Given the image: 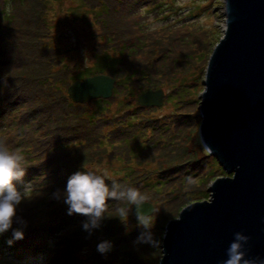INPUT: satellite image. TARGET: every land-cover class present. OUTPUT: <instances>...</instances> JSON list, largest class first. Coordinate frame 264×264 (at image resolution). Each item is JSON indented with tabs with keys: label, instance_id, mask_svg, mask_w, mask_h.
Segmentation results:
<instances>
[{
	"label": "rangeland",
	"instance_id": "rangeland-1",
	"mask_svg": "<svg viewBox=\"0 0 264 264\" xmlns=\"http://www.w3.org/2000/svg\"><path fill=\"white\" fill-rule=\"evenodd\" d=\"M6 1L5 5L2 6L3 0H0V13L3 8L5 12H10V18L8 17L7 23L3 25L1 23L4 18L0 15V82L1 85L4 83L3 87H6L2 89L4 93L0 90V105L7 103L6 108L0 106V109L5 110L0 112V143L6 144L11 150L17 152L21 147L26 148L23 145L30 144V149L33 150L25 153L36 154L38 157L34 158H38L39 160L32 168L34 174L42 172L38 170L40 169V166H38L41 161L40 159L42 157L44 159L49 157L48 151L51 145L50 132L52 126H50L49 115L44 114V111L48 108L42 110L40 107L45 105L47 100L49 101L52 93H56L53 87L57 83L55 80L60 77V74L65 75V71L63 70V73H60L59 68L67 67V65H70V67L78 65L77 68H80L83 65L93 64L97 51L110 50L111 47L115 49L120 47L129 48V50L136 49L135 53L124 52L122 62H124L125 70L130 74V70L133 67H139V64H142V67H145V64L148 65V74H146L148 75V82L139 81L138 88H144L143 85L147 86L149 84V86H152L151 90L162 89L165 93L164 104L161 106L163 108L158 107L160 108L159 112H155L154 115H150V112L143 113V117L148 118L154 116L150 119L151 121L142 119L141 117L132 120L134 135L137 132L141 135L139 139L136 135L134 143L141 144L144 139H149L150 142H153L159 138H164L167 142L172 139V142L177 144L179 141L177 138H173V135H177L178 133V139H183V143L179 145L183 148H195L197 154H199L198 158L202 160L205 156L206 148L202 143L199 132L202 122L200 95L205 87L203 82L206 76L208 62L216 46L215 37L221 35L223 37L224 35L226 27L225 0ZM154 2L157 4L155 5ZM94 9L100 11L98 12ZM103 11H105V14H102L104 18L100 17L97 19V16ZM111 35L113 38L110 37ZM134 41H136L134 44L135 47H133ZM168 48L170 49L168 50ZM114 54L118 55L119 52ZM161 54L164 56L161 57ZM197 57H201V63L195 62V58ZM188 66L189 70H185ZM177 68L180 72L184 70L186 73L194 71L197 75L200 71L199 77L202 79L201 81L198 80L200 81L198 84V92L200 94L198 92L194 93L192 98H188V102H182L181 104H177L179 100L178 96L172 95L173 85L171 79L177 77L178 72L174 70ZM155 69L156 71L158 69L160 70L156 72ZM53 70H56L58 73H52ZM32 74L41 78H47L48 84L41 87L36 82L34 83L31 79ZM52 74L55 79L53 82H49V79H53ZM189 77L187 76L183 80L190 81L191 79L189 80ZM11 85L16 89H13ZM189 85L193 87L194 84L190 81ZM66 88L68 87L65 85ZM20 92L24 94L23 98L19 96L21 95ZM37 92L44 94L42 98H40ZM62 94L64 93L57 95L62 96ZM139 97L140 95L137 97V101L134 98L131 100L133 104L130 107H133L135 102L136 105L141 106L139 104ZM127 98L129 100L131 99L130 96ZM168 98L169 102L171 101L173 104L165 105L166 99L168 100ZM118 99L124 102L123 97H117L116 100ZM70 100L73 103H79L72 99ZM66 102L64 105H66ZM62 105H58V108L60 109ZM123 107L125 105L121 108ZM178 115L185 118V121H188L187 126L177 121L176 118ZM123 120L121 123H124ZM144 122H148L153 126L152 133L144 134L146 133L142 131ZM168 126L170 130L167 129L160 132L161 128ZM145 146L146 144L141 147ZM60 153V158L67 157L65 153ZM111 156L107 155L105 157L106 160H111ZM134 162L138 163L136 161ZM106 164L102 169L103 171H107L111 176H113L111 173L115 172L120 174V164ZM134 166L139 167L137 164ZM202 169L200 166L192 172L194 175L197 173L196 175L200 177ZM205 172L204 170L203 173ZM224 176H227L225 170L223 172L221 170L216 171L206 181V185L201 186V189H209L214 180ZM185 180L186 186H194L196 183L193 175H188ZM54 181V178H51L47 183L37 184L36 187L27 181L23 182V187L18 190L23 192L25 187L30 185L26 192V194L28 193L29 199L22 202L17 210V216L21 217L26 222V225L17 224L14 227H22L24 236H28L33 231L39 239L34 242V245L33 242L30 244L36 249L44 246L46 247V252L48 249H60L59 251H55L56 256L59 257L58 261L66 263L65 259H70L68 262H71L72 259L65 254L69 253L71 257L75 250L84 248L82 237H92L93 235L89 236L82 229L83 222L78 226L74 225L72 220L75 219L76 213L69 215L68 206L64 204L62 199L58 200L54 197V193L58 191L63 192L66 187H63L61 190L60 188L54 189L50 193L47 192ZM177 184L182 186L180 181ZM122 185L126 187L125 184ZM139 189L146 193L148 197L149 195L151 198L155 196L147 189ZM162 190H164L163 196H157V199L162 203H159L160 206H156L155 201L151 200V198H149L148 202L152 203L157 210V224L162 226L164 230L169 221L179 217L181 210L189 205V201H183L179 207H175L174 209L170 204L172 203L170 200L172 196L168 195L172 188L166 185ZM45 201L47 202L42 206V209H38L37 211L33 208L36 202L42 205ZM120 206L121 204H119ZM119 207L113 213L107 214L109 217H106L102 221V225L104 223L109 224V221L114 222L120 220L117 217L119 215ZM63 209H66V212L61 213ZM171 210H173L172 213H170ZM54 212H59L60 214H55L57 216L56 220L61 221L60 224L55 226L58 227V230L53 233L51 240L40 238L39 236L45 235L46 231L42 232L41 230H37L35 223L43 222L45 218L53 215L52 213ZM132 217L134 219L136 218L131 210L127 225L120 221L121 231L125 228L132 229L135 226L137 227V221ZM154 231L159 236L162 229L158 230L155 226ZM139 233L136 235L135 241ZM6 234L9 237L7 239H12L11 229ZM101 234L104 237H108V229L104 227ZM21 246L23 245H20V248ZM146 246L148 247V245ZM144 251L142 245L134 244L128 252L118 250L116 253L105 255L102 258L108 259L117 254L124 255L132 253L133 255H137L134 260L138 264L161 263L163 258L162 248L152 249L147 253H144ZM46 252L44 255L41 254L36 257V259L30 257L29 261L25 264H48ZM50 259L51 263L57 261L52 256H50ZM9 261H20L24 263L23 260H19L16 256L12 254L8 255L7 251L1 257L0 264L4 262L8 264ZM71 264H75V262ZM76 264H80L79 260Z\"/></svg>",
	"mask_w": 264,
	"mask_h": 264
},
{
	"label": "trees",
	"instance_id": "trees-1",
	"mask_svg": "<svg viewBox=\"0 0 264 264\" xmlns=\"http://www.w3.org/2000/svg\"><path fill=\"white\" fill-rule=\"evenodd\" d=\"M6 2V0H3L2 6H4ZM154 4L156 5L157 3L154 2ZM94 10L98 12L100 11L98 9ZM9 14L10 12H5L4 8L3 10L1 9L0 15L6 19V21L3 19L1 23L2 25L7 23V20L10 18ZM102 14H105V11L99 14L97 19L100 17L104 18ZM110 37L113 38L112 35ZM221 38L222 35L215 37V45L220 41ZM135 43L136 41L133 42V45ZM133 47H135V45ZM169 49L170 48H168V50ZM125 51L128 53H135L136 49L129 50V48L126 49L122 47L115 49L114 47H111L110 50L102 52L97 51L93 64L83 65L80 68H77L78 65L72 67L67 65V67L59 68L60 73H63V70L65 71V75L63 76V74H60V77L55 80L57 83L56 85H53V87L54 90H56V93H52L49 101L47 100L45 102L46 104L40 107L42 110L48 108L46 111H44V114L49 115L50 126H52L50 132L51 145L48 151L49 157L47 159H44L43 157L40 159L41 161L38 164L40 169L38 170L42 172L34 174L32 168L35 166V163L39 161L38 158L35 159L38 157V155L33 153L26 154L25 152L33 149H30V144L23 145L26 148L21 147L18 152L24 157L26 169L24 177L21 180L14 181L17 189L23 187L22 184L24 181H27L36 187L37 184L40 185L44 182L47 183L49 180H51V178H54L55 181L52 183L53 185L50 186L49 190H47V192L50 193L54 189L60 188L61 190L63 187H66L67 181L71 175L79 170H82V168L85 170L101 173L104 172L102 169L107 165L106 163H115L120 164L121 166L119 169L120 174L116 172L111 173L113 175L111 177L117 182L125 184L126 187L147 189L149 192H151V194L155 195L152 196V198L149 195V198L155 201L154 203L156 206H160V204H162L157 199V196H163L162 194L164 190L162 189L165 188L166 185H169V187L172 188L168 195L172 196L170 199L172 203L170 204L174 209L175 207H179L182 202L186 200L189 201L188 204H190L209 198V190L201 189V186L206 185V181H208L216 171L221 170L223 172L224 169L219 164L218 160L207 150L205 152V156L202 158V160H200L198 158L199 154H197L195 148H183L181 145H179L183 143V139H178V133L177 135H173V138H177L179 141L177 144H174L172 139L167 142V140L164 138H159L157 141L153 142H150L149 139H144L142 140L143 142L141 144L134 143L136 135L138 139L141 135L138 132L134 135L132 120H136V118L141 117L142 119L151 121L150 119H152L154 116H150L148 118L143 117V113L150 112V115H154L155 112H159L160 108L139 106L136 105V102L134 103L135 106L133 105V107H130L132 106L131 104H133L131 103L133 98L137 101V97L146 91L151 90L152 86H149L148 84L147 86L149 87L143 85L144 88H138L139 81L148 82V75H146L148 74V65L145 64V67H142V64H139V67H133L130 70V74L127 73L124 68V62H122ZM116 52H119V54L115 55L114 53ZM163 56L164 55L161 54V57ZM195 62L201 63V57L195 58ZM159 70L160 69H158L156 72H159ZM174 70L175 72L177 70L178 73L176 78L174 77L171 79V83L173 85L172 95L178 96L179 100L177 101V104L188 102V98H192L194 93L198 92V84L202 80L199 77L200 71L198 72V75L191 70L190 73H186L185 70H189V66L181 72L180 70L178 71V68ZM52 73L56 74L58 72L53 70ZM99 74H106L116 79L113 96L110 99L106 100L99 98L90 101L87 104L73 103L69 99L67 90L74 82ZM31 76L32 81L34 83L36 82L41 87L48 84L47 78H41L39 76H35L34 74ZM187 76H190L189 80L191 79V83L194 84L193 87L189 85L190 81L183 80ZM54 79L55 77L53 75V79H49V82H53ZM3 85L4 83L1 85L0 82L1 92L3 88H6L3 87ZM65 85L68 88L65 89ZM11 86L13 89H16L13 85ZM37 93L39 94L40 98H42L44 95L43 93ZM61 93H64L68 99L66 100V96L64 94H62V96L57 95ZM20 94L21 95L19 96L23 98L24 94L21 92ZM129 96L131 97L130 100L127 98ZM117 97H123L124 102H121V99L116 100ZM65 102L66 105H64ZM169 104L171 105L173 102H169L168 98V100L166 99L165 105ZM6 105L7 103L0 106H4L6 108ZM58 105H62L60 109L58 108ZM124 105L125 107L121 108ZM3 111L5 110L0 109V112ZM176 119L179 123H182L186 126L188 125V121H185V118L178 115ZM122 120L124 123H121ZM144 125L142 126V131L146 132L144 134L153 132V126L151 124L144 122ZM167 129L170 130V127L168 126L161 128L160 132ZM145 144V147H141ZM154 145H157V147ZM60 152L65 153L67 157L60 158ZM107 155H112V159H108L107 161L105 158ZM204 158L206 159L205 161ZM134 161L138 163H135ZM135 164H137L139 167H135ZM200 166L203 169L201 176L198 177L196 175L197 173H195V176L192 171ZM204 170L206 171L205 173H203ZM188 175H193L195 178L196 183L194 186L185 185V179ZM179 181L182 183V186L177 184ZM26 195L28 197V193ZM46 202L47 201H45L42 205L36 202L33 208L38 211V209H42V206L46 204ZM119 204L120 203L116 201H109L107 214L113 213V211L119 207ZM172 211L173 210H171L170 213H172ZM64 212H66V209H63L61 213ZM56 213L60 215L59 212H54L52 213L53 215L45 218L43 222L40 221L35 223L37 226H34L37 230H41L42 232L46 231L45 235L39 236L40 238L51 240L53 233L58 230V227L55 226L60 224L61 221L56 220ZM85 219V216L76 214L75 219L72 221L74 222V225L78 226ZM134 220H136V218ZM120 221L121 220L114 222L109 221V224L104 223L99 229L94 231L92 237H82L84 248L75 250L71 257L69 256V253L65 254L72 259L71 262H68L70 259H65L66 263L58 261L59 257L56 256L55 251H59L60 249H48L46 252L45 246L40 249H36L34 246H32L30 243L33 242L34 245V242L39 239L33 231L28 236H24V239L16 240L12 245L7 243L9 240L7 238L9 237L6 233L0 235V259L3 254L7 253L8 251V255L12 254L19 260L24 261V263L20 261H9L8 264H25L29 261L30 257H34L36 259V257L41 254L44 255L46 252V255L48 256V264H71L72 262H75L76 264L78 260L80 264H138V262L134 260L137 255H133L132 253L124 255L117 254L114 257L103 259L102 257L105 256V254H101L97 251V245L105 240L111 241L113 243L112 251L106 255H112L118 250L128 252L132 249V245L135 244V237L141 229L135 226L132 229L125 228L123 231H121ZM14 226L16 227L17 223L14 222L13 228H15ZM104 227L108 229V237H104V235L101 234V231L104 229ZM156 228L158 230H163V227L157 224V220ZM47 244L49 243L47 242ZM20 245L23 246L20 248ZM142 247L146 251L147 246L142 245ZM150 250L152 249H150L148 246L147 251H144V253H147ZM50 256L55 258L57 261L51 263ZM3 264L7 263L4 262Z\"/></svg>",
	"mask_w": 264,
	"mask_h": 264
},
{
	"label": "water",
	"instance_id": "water-1",
	"mask_svg": "<svg viewBox=\"0 0 264 264\" xmlns=\"http://www.w3.org/2000/svg\"><path fill=\"white\" fill-rule=\"evenodd\" d=\"M226 27L207 67L200 95V137L227 176L208 199L190 203L168 222L160 264H221L234 232L250 236V257H264V0H225ZM116 79L99 74L68 89L75 102L113 95ZM162 89L139 104L161 107ZM149 203V202H148ZM154 205L145 204V213ZM136 217L135 206L132 208Z\"/></svg>",
	"mask_w": 264,
	"mask_h": 264
},
{
	"label": "clouds",
	"instance_id": "clouds-1",
	"mask_svg": "<svg viewBox=\"0 0 264 264\" xmlns=\"http://www.w3.org/2000/svg\"><path fill=\"white\" fill-rule=\"evenodd\" d=\"M24 157L17 151L11 150L6 144L0 143V235L12 230V239L7 243L12 245L16 240L23 239L22 227L13 228L14 222L26 225V222L17 216V210L22 202L29 199L26 195L30 185L23 192L19 191L14 181L21 180L25 175ZM58 200L62 199L68 206V214H80L86 217L82 229L91 236L99 229L107 215L108 202L116 201L121 204L117 216L127 225V221L135 206L137 227L141 229L134 243L148 245L151 249H160L163 239L167 235L166 228L159 233L154 231L158 212L152 207L150 213H145L144 206L149 204V197L136 187H124L107 172L97 173L91 170H79L67 181L63 192L53 194ZM250 236L243 232H234L233 239L226 249V259L221 264H264V257H250L248 242ZM113 249V243L105 240L97 245V251L107 254Z\"/></svg>",
	"mask_w": 264,
	"mask_h": 264
},
{
	"label": "flooded vegetation",
	"instance_id": "flooded-vegetation-1",
	"mask_svg": "<svg viewBox=\"0 0 264 264\" xmlns=\"http://www.w3.org/2000/svg\"><path fill=\"white\" fill-rule=\"evenodd\" d=\"M112 96H113V95H112ZM112 96H111V97H112ZM98 99H99V98H98ZM103 99H104V98H103ZM94 100H95V99H94Z\"/></svg>",
	"mask_w": 264,
	"mask_h": 264
}]
</instances>
